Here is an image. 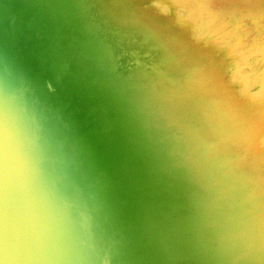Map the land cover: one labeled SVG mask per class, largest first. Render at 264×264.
I'll return each instance as SVG.
<instances>
[{
  "label": "bare ground",
  "instance_id": "6f19581e",
  "mask_svg": "<svg viewBox=\"0 0 264 264\" xmlns=\"http://www.w3.org/2000/svg\"><path fill=\"white\" fill-rule=\"evenodd\" d=\"M33 1L0 0V264H241L237 248L264 264V153L250 164L247 154L264 142V122L253 121L264 118V74L245 83L256 93L227 86L233 94L220 99L206 87L264 54V34L248 52H207L230 19L217 7L258 10L235 0ZM150 57L180 62L177 77H159ZM183 84L198 122L151 127L146 96L157 88L174 100ZM172 126L181 129L162 134Z\"/></svg>",
  "mask_w": 264,
  "mask_h": 264
},
{
  "label": "rangeland",
  "instance_id": "374dc122",
  "mask_svg": "<svg viewBox=\"0 0 264 264\" xmlns=\"http://www.w3.org/2000/svg\"><path fill=\"white\" fill-rule=\"evenodd\" d=\"M90 1H91L90 3H92L93 6L95 7V5H96V4H94L95 1L94 0H90ZM228 1L231 2V0H228ZM235 1L239 2L240 10L241 9L244 11L245 10H256V11L258 10V12H255L253 14V16H243L242 17V16H240L241 13H239L236 16H234V15L229 16L225 11L226 8H224L225 7L224 5L221 6V8L217 7V11L219 12L218 16H216L217 19L221 18V17H223L225 19L230 17V19H229V22H227L228 24L226 23V28L225 27L221 28L215 33H213V31H211V33H210V35L215 34L214 35L215 40L214 39L213 40L216 41V43L219 45V47H217V48H215L216 47L215 46L212 49L207 50V52H212L213 55H219L220 54L219 52L228 51L229 49H232V48H234V49L236 48V52H240V51L241 52H248V50H249V49H247L248 44H250L252 46L253 42L255 41L256 36L258 35V39H259L261 37V35L264 34V21L262 19V18H264V15L262 14V12L264 11V5L258 6L260 0H235ZM33 3H34L33 7L35 5H37L35 0L33 1ZM253 3L257 4V6H252ZM217 6H219V4ZM179 9H180V7H179ZM183 12L185 13L184 15H186V13H188V12H185L184 10H183ZM28 15L31 16L32 14L28 13ZM196 27H197V29L199 28L198 26H196ZM201 32L202 31H199V33H201ZM224 33H228L227 35H229V37H227V38L229 41H231V43L228 45H223V43H222L223 41H222L221 36H224L225 35ZM262 39L263 40L261 42L263 43V45H261V47L264 50V37ZM235 41H237V42L235 43ZM220 44H222V45L220 46ZM144 55L145 54L142 50H140L138 52V56L143 61L147 60V59H145ZM260 56L262 57V58L259 57L261 59L258 58L259 60H257L256 62L252 61V62H254V64L252 63L250 65V62H251L250 60L251 59L253 60L256 56L255 57L252 56L251 59L245 60L246 62L240 63V65L237 66L238 68L240 67V71L238 73H235L234 76H232V75L230 76V74H232V72H231L232 70H229L230 66L224 68L223 71H219V73L216 75V79H217L218 83L213 84V85L207 84L206 87L208 89L218 90L217 93L219 94L218 96L220 97V99H223V98L227 97L228 95L233 94L230 91L223 90L224 87H227V86L230 89L235 88V87L244 89L243 90L244 92H237V93H235V96H238V95L240 96V94L245 93V91L249 92V93H256L259 86L251 84V86L249 88H246L245 83H247V81H249V83H252L254 81V79H256L258 77V75L264 74V58H263L264 54L260 53ZM150 58H151V60H150L151 64L158 71L159 77L160 76L162 78H168L169 76H171L172 78L177 77L178 74H177V71H175V69H177V67L180 65V62L177 63V61L173 62L172 60H168V62L161 63L156 58H153V57H150ZM170 61H172V62H170ZM259 81L260 82L264 81V76L259 78ZM172 82H173V80H172ZM241 84H243V85H241ZM183 87H184V84H183V86L174 87V90L177 91L174 93V96H176L174 100H172L171 98L169 99V97H172L171 95H173V92H171L169 95V94H167L166 90H165L166 93H163V92H160L157 88L154 90L155 91L154 94L149 93V95L146 96L147 99L149 100L148 104L151 105V107H152V108L149 107L148 113L151 115H149L146 119L149 121H155L156 122V123L153 122L154 125H152L151 127L154 126L158 129H160L159 127H161V126L159 124L161 121L172 122L175 120H179L180 124H182V122H184L185 120L198 122L199 118H197L193 114L195 108L189 107L187 100H185L186 96L184 94L186 93V90H181ZM159 94H162V95H159ZM213 94L214 93H211V95L209 94L207 96L208 101L206 102V104L210 107L213 105L214 106L217 105L215 103L216 100L213 101V99H212L214 96ZM160 97H162V98H160ZM157 98L162 99V100L159 101V100H157ZM211 99H212V101H211ZM209 100H210V102H209ZM122 102H125L127 104V101H122ZM154 104H156L155 107L157 105H160L161 107H164V108L160 111L154 107ZM140 105H141V103H139V106ZM238 109H240V108H238ZM129 112H131V111H129ZM198 112H199V109H198ZM239 112L243 113L241 109L239 110ZM137 113L145 114L146 112L145 111H143V112L137 111ZM257 113H259V112L255 113L253 121L257 120V121L263 123L264 118L260 117ZM187 114H188V116L184 117ZM240 116H241V114H240ZM206 120L208 121L209 119L207 118ZM229 120L230 121L231 120L237 121V120H240V118L236 117V118H231ZM247 120L251 121V119H247ZM184 127L185 126L183 124L182 129ZM186 127H192V126H186ZM166 129L168 131L172 130V132H166V133L161 132L163 135L177 134V132H179L181 128H179L177 126H172L170 128H165V130ZM149 130H150V132L156 131V132H153L155 135H158V134L161 135L160 132L156 129L151 128ZM140 133L146 134L149 132H140ZM175 136L177 137V135H175ZM178 136L181 137L180 138V139H182L181 142H191L192 135L189 132L183 131V133H181ZM255 141H253L254 144H256L258 140L256 142ZM262 152L264 153V142H262L261 145L257 147V149L255 148V146L252 147V144H251V150H250V148L247 149V154L249 155V157L251 159L250 161H248V164H250L255 159H259L260 153H262ZM251 207H255L254 204ZM240 209H247V205H245L243 203V206L240 207ZM236 215H232L229 213H224V214L221 213V214H217V217L221 218V219L224 218L225 220H229L230 222H233V221L235 222V221H237ZM193 226L198 232H200V233L205 232L204 231L205 223L203 221H194ZM237 249L239 250L238 251L239 256L237 258V259H239V262L241 264H250L245 259L250 258L251 260H253V256H251V255L249 256L247 253H242V250L239 248H237ZM257 258H259V257H257Z\"/></svg>",
  "mask_w": 264,
  "mask_h": 264
}]
</instances>
